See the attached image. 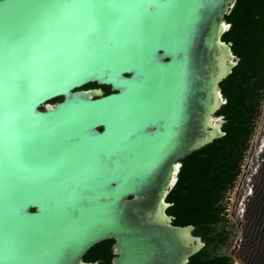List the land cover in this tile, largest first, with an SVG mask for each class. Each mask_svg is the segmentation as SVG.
Segmentation results:
<instances>
[{
  "label": "water",
  "instance_id": "obj_1",
  "mask_svg": "<svg viewBox=\"0 0 264 264\" xmlns=\"http://www.w3.org/2000/svg\"><path fill=\"white\" fill-rule=\"evenodd\" d=\"M235 1L142 0L122 19L97 9L108 33L93 31L87 7L60 21L41 17L43 60L32 68L22 63L31 41L15 49L5 43L2 264H98L84 257L105 241H113L111 264H188L204 248L194 226L173 225L167 197L181 161L225 136L214 118L224 120L216 116L227 103L220 85L239 62L222 39ZM29 11L27 0H0L5 33L27 22ZM88 32L97 55L78 56ZM18 123L66 160L55 183L12 175ZM232 218L240 231L236 264H264V116Z\"/></svg>",
  "mask_w": 264,
  "mask_h": 264
},
{
  "label": "trees",
  "instance_id": "obj_2",
  "mask_svg": "<svg viewBox=\"0 0 264 264\" xmlns=\"http://www.w3.org/2000/svg\"><path fill=\"white\" fill-rule=\"evenodd\" d=\"M226 21L231 28L223 41L239 59L220 87L227 103L219 110L226 121L225 136L183 159L178 181L170 191L167 214L173 225L204 229L221 222L224 193L240 172L254 120L253 100L264 90V0H236ZM106 93L109 89L104 87ZM113 241L99 244L97 259L109 264ZM90 258L92 260H97ZM90 260V261H92ZM188 264H232L228 257L203 259L201 253Z\"/></svg>",
  "mask_w": 264,
  "mask_h": 264
},
{
  "label": "snow or ice",
  "instance_id": "obj_3",
  "mask_svg": "<svg viewBox=\"0 0 264 264\" xmlns=\"http://www.w3.org/2000/svg\"><path fill=\"white\" fill-rule=\"evenodd\" d=\"M27 2L30 8L27 22L10 29L7 33L0 22V73L3 71L5 43L9 48L15 49L20 46L21 42L31 41L29 49L22 57V63L32 68L42 62L40 49L43 46V40L39 29L47 27V25L40 23L41 17L60 21L69 16L73 10L87 7L93 20L96 21L93 31L108 33L110 27L98 21L97 9L107 8L114 13V19H122L130 4L139 3L142 0H27ZM34 21L36 23L33 25ZM78 47V56L95 57L97 55L96 37L90 32L80 34ZM19 87L23 88L24 85L21 84ZM19 94L21 93L18 92L17 95ZM21 128L22 125L18 123L11 132L12 141L8 160L12 165V175L40 184L55 183L66 171V160L63 157H58L56 148L49 145L40 136L21 131ZM4 162L3 133L0 132V167ZM0 264H2V258H0Z\"/></svg>",
  "mask_w": 264,
  "mask_h": 264
},
{
  "label": "rangeland",
  "instance_id": "obj_4",
  "mask_svg": "<svg viewBox=\"0 0 264 264\" xmlns=\"http://www.w3.org/2000/svg\"><path fill=\"white\" fill-rule=\"evenodd\" d=\"M94 87L95 86L91 85L88 86L87 88H94ZM57 101L58 100L54 102ZM252 105L255 109L254 110L255 117L250 126V134L248 137L249 140L247 142V150L243 154V158L240 166V172L236 178L233 188L230 191L224 193V199L222 203L224 208V214L222 216V220L220 223L216 225H211L204 229L195 228L193 232V234L195 236L200 237L201 241L205 244L204 248L200 251L201 257L203 259L214 258V257H228L230 258L232 264L237 263V258L233 255V252L237 248L240 231L232 218V211L239 190V186L242 180L243 173L249 161L264 116V90L259 92L258 96L253 100ZM218 114L219 111L216 113V116ZM222 121H223L222 124V128H223L226 121L225 119ZM98 249L99 246H95L93 249H91L86 255L84 260L90 261L92 260L90 258H95L94 254L97 252Z\"/></svg>",
  "mask_w": 264,
  "mask_h": 264
},
{
  "label": "flooded vegetation",
  "instance_id": "obj_5",
  "mask_svg": "<svg viewBox=\"0 0 264 264\" xmlns=\"http://www.w3.org/2000/svg\"><path fill=\"white\" fill-rule=\"evenodd\" d=\"M106 242V241H105ZM104 243V242H103ZM101 244V243H100ZM99 245V244H98ZM98 245H96V246H98ZM94 248V247H93ZM92 248V249H93ZM110 250H111V254H112V245L110 246ZM98 251H99V249L97 250V252L94 254L95 256L98 254ZM88 254V253H87ZM86 254V255H87ZM86 255H85V257H86ZM93 255V256H94ZM85 257H84V259H85ZM112 258H113V256L110 258V262H109V264H111V261H112ZM86 261V260H85ZM100 261H102V262H100ZM86 262H97L98 264H102L103 263V260L102 259H97V260H92V261H86Z\"/></svg>",
  "mask_w": 264,
  "mask_h": 264
},
{
  "label": "bare ground",
  "instance_id": "obj_6",
  "mask_svg": "<svg viewBox=\"0 0 264 264\" xmlns=\"http://www.w3.org/2000/svg\"><path fill=\"white\" fill-rule=\"evenodd\" d=\"M214 124L215 125H218V127H221L222 126V124H223V122H222V120L221 119H217V118H214Z\"/></svg>",
  "mask_w": 264,
  "mask_h": 264
}]
</instances>
